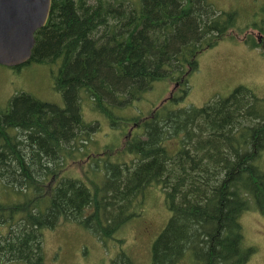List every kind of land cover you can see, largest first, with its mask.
Returning a JSON list of instances; mask_svg holds the SVG:
<instances>
[{
  "label": "trees",
  "instance_id": "trees-1",
  "mask_svg": "<svg viewBox=\"0 0 264 264\" xmlns=\"http://www.w3.org/2000/svg\"><path fill=\"white\" fill-rule=\"evenodd\" d=\"M242 24L211 0H51L30 59L9 67L57 64L53 87L64 103L21 91L0 106V264H44L42 229L62 220L113 236L151 185L164 191L170 216L149 264H245L254 248L243 243L241 215L252 206L264 213V98L241 84L201 106H172L199 55ZM162 79L181 92L137 118L141 133L125 132L120 147L134 159L93 164L89 184L62 175L98 129L82 116L84 94L115 124L114 108ZM108 264L134 261L120 249Z\"/></svg>",
  "mask_w": 264,
  "mask_h": 264
},
{
  "label": "rangeland",
  "instance_id": "rangeland-1",
  "mask_svg": "<svg viewBox=\"0 0 264 264\" xmlns=\"http://www.w3.org/2000/svg\"><path fill=\"white\" fill-rule=\"evenodd\" d=\"M128 1L134 7L140 3V0ZM211 1L220 10L237 11L238 24L243 23L242 26L247 29L232 34L242 39L248 36L258 46L251 47L243 40L227 38L228 35L204 50L199 55L197 70L189 76L186 94L179 102L172 103L174 107L190 104L201 106L213 96L228 95L241 84L251 87L264 98V0ZM30 63L19 68L0 64V106L7 105L9 98L21 91L63 105L61 92L53 87V73L56 72L57 64ZM180 92L181 87L167 80L154 81L139 99L114 108L115 115L121 117V121L115 124L96 111L92 100L84 94L80 105L82 116L88 122L97 121L98 129L83 152H72L73 161L66 169L64 166L62 175L78 177L89 184V177L92 178L89 170L93 164L103 166L107 160L123 162L134 159V152L122 150L120 146L129 133H141V127L136 124L137 118L167 100L171 93ZM133 116L136 117L134 122L125 123L126 119ZM176 145L175 140L168 142L171 150ZM137 201L139 206L135 207L136 214L111 237L100 238L71 220H62L51 228L42 229L44 264H108L120 249L134 264H149L152 242L166 225L170 211L165 204L164 191L157 185L146 187L138 195ZM240 221L244 245L254 248L245 264H264V213L252 206L241 215ZM0 230L4 231L5 228L0 226ZM6 264L26 263L18 260Z\"/></svg>",
  "mask_w": 264,
  "mask_h": 264
},
{
  "label": "water",
  "instance_id": "water-1",
  "mask_svg": "<svg viewBox=\"0 0 264 264\" xmlns=\"http://www.w3.org/2000/svg\"><path fill=\"white\" fill-rule=\"evenodd\" d=\"M51 0H0V64L18 66L30 59L35 31L44 26Z\"/></svg>",
  "mask_w": 264,
  "mask_h": 264
}]
</instances>
